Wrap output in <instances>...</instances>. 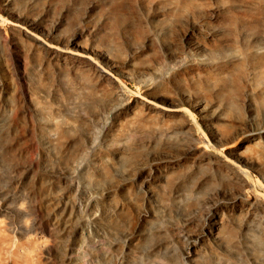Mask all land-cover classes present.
<instances>
[{"label": "rangeland", "instance_id": "1", "mask_svg": "<svg viewBox=\"0 0 264 264\" xmlns=\"http://www.w3.org/2000/svg\"><path fill=\"white\" fill-rule=\"evenodd\" d=\"M6 10L124 76L13 33ZM263 59L264 0H0V264H264V137H245L264 127ZM146 94L198 101L225 143ZM233 153L253 161L244 178Z\"/></svg>", "mask_w": 264, "mask_h": 264}, {"label": "bare ground", "instance_id": "2", "mask_svg": "<svg viewBox=\"0 0 264 264\" xmlns=\"http://www.w3.org/2000/svg\"><path fill=\"white\" fill-rule=\"evenodd\" d=\"M5 4H6V2H5ZM3 13L7 16L8 21L10 23L11 31L13 33H20L28 39H31V40H34L37 42H41V43L44 42V44H46L44 39H47L49 41L48 45L50 46L48 48H54V49H56V51L57 50L60 51L62 54L66 55L67 57L73 56V58H74V56H76L77 58H80L88 66L92 67L99 74V77L101 79H103L105 81L107 80L106 81L107 83H108V80L117 81L118 78H122V76H124V74L119 69V64L116 62V60H114L109 54H106L104 51H102V50H100L94 46L87 45V44L83 43L82 41H79L77 39L78 34L72 36L71 38H69L65 41H62L60 36H58V33H55L56 31L55 32L53 30L49 31V30H47V28L45 26H43L42 24H40L36 21H33V20H30L26 17L20 16L14 12H11L10 10H6ZM198 30H199V28H198ZM194 32H195L194 30H193V32H190V31L187 32L184 35L185 41L187 42V45L189 47H192L197 52H202L204 50V48H201L200 44H198L197 40L196 41L194 40L195 39V33ZM46 46H47V44H46ZM73 49L76 50L75 53H72V51H74ZM202 61H203V63L205 62V60H202ZM251 65H252L253 71L255 73L264 74V59L262 60V62H260L258 64H255L254 62H252ZM86 102L88 103V101H86ZM143 102H145L144 104H147L148 107L158 109L161 115L166 114V113L171 114V115H173V114L177 115L179 113H183V115L185 114L189 117H192L193 115L191 112H193L196 114V116H198L200 125L210 134V137L212 140L211 142L213 143V147H214V145L215 146H221L225 143V138H223L222 135H220L218 133V131L216 130V128L212 125V123L209 120L208 112L206 111V109L203 106H201L199 104L198 101H190L189 103H187L189 109L180 106L178 103L175 104L174 102H168L166 100L160 101L161 106H158L157 103H155L156 101H154L153 96L146 94ZM136 126H138V125H136ZM136 126H134V128H137ZM131 128H132V126H131ZM249 129L250 130L247 131L248 136H245V137H253L256 135V133H257V135H261L262 137H264V127L259 132H257L255 130V127L253 125H250ZM138 131H140V130L136 129V131L131 132V133L134 134V133H137ZM141 131L144 132V133H142L143 135H147V137L154 138V139L162 137L161 134L165 135L163 130L160 128H156L154 130H148L147 128H145L144 130L141 129ZM170 139H172V138H170ZM208 147H206V145H205L202 148L208 149ZM190 151L192 152V150H190ZM190 151L188 150V152H190ZM231 156L233 157V160H234L232 162V164H233L232 168L238 173V175L241 178H244L246 175H248L250 173L251 170H254L253 169L254 168L253 167V161L251 159H247L240 154H234V153ZM159 175L161 177L162 174H160V172H159ZM1 194H2V191L0 190V195ZM217 194H219L220 196H223V195L225 196V195H228L231 193H229L227 191L220 192V193H211L208 196L204 197L203 201L205 203H208V204L211 203V205H213V207H214L215 206L214 200H215V196H218ZM239 199L240 198H236L234 200V203H236L237 200H239ZM205 213L207 214V212H205ZM205 221H206V224L201 229V234H199V235H201L204 238L205 233L207 231L209 238L216 239L218 237L217 231H216V230H218V222L211 215V213H208L207 215H205ZM203 238H201V239L204 241ZM190 247L191 248L194 247V244L192 242L189 243V248Z\"/></svg>", "mask_w": 264, "mask_h": 264}]
</instances>
